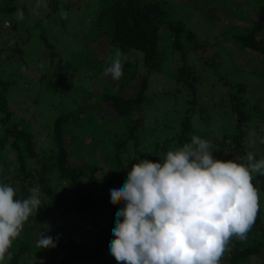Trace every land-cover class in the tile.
I'll return each mask as SVG.
<instances>
[{
  "label": "trees",
  "instance_id": "obj_1",
  "mask_svg": "<svg viewBox=\"0 0 264 264\" xmlns=\"http://www.w3.org/2000/svg\"><path fill=\"white\" fill-rule=\"evenodd\" d=\"M44 1L47 6L43 16L44 21H56L55 17L59 16L58 19L64 27L66 19L65 16L60 15L61 6L66 8L68 4L62 0ZM164 3L163 0H105L101 3L94 0V9L88 11L90 19L83 38L91 37L92 32L89 28H95L107 37L109 52L117 47L122 54L129 50L141 52L142 63L146 69L144 73H139L131 61L122 59L123 76L119 80L120 86L127 85L136 77L139 78V86L134 96L122 95V88L118 91L105 88L94 92L93 85L88 83L73 85L69 80L72 76L79 80L82 79L83 72H89L90 76L93 71L97 74L103 72L107 57L98 58L95 48L82 46L79 53L71 57L72 59L69 58L64 63L59 60L56 63L54 55L60 56V54L48 50L53 48V43L50 42V34L46 33L44 26L42 27L38 36L43 40L44 53L50 60L51 68L45 65V61L43 63L39 59L37 62L39 69L47 68L42 70L39 78L27 76L24 84L26 80L35 83L37 80L46 81V87L51 94L59 93L62 96L57 107H51L56 114L51 126L37 133L33 129L34 121L16 115L15 109L9 102L8 93L12 88L17 87V77L23 76L17 75V71L13 69L7 74L1 67L4 47L0 45V163L2 165L0 182L6 183L4 182L6 173L11 170L20 178V182L8 180L10 185L17 189L21 198H26L29 195L28 190L32 187L38 186L41 189L44 194L40 196L42 206L37 211L39 216L30 217L26 222L33 223L34 227L42 224L41 220L45 219L44 216L48 211L58 210V216L55 218L53 215L58 225L57 232L53 236L54 239L58 237L57 246L49 252L45 264L48 260L56 264H90L94 260V264H101V257L106 250L109 251V245L114 239L112 230L115 227L116 213L123 207V204L114 205L110 202L109 190L123 187L129 173L126 167L136 161V157L126 151L130 140L134 145L143 141L144 148H148L144 158L159 162L163 160L164 153L172 151L175 145L179 148L190 142L191 136L196 134V128L192 126V118L199 115L204 122H209L211 119L212 114L207 109V104H203L201 95L196 91L195 86L199 78L194 68L184 60L187 53L186 45L193 43L194 46L201 47L204 40L201 42L197 39L196 32L187 27L183 19H172ZM20 8L23 6L11 5L3 6L0 10ZM235 10L237 12H232V19L222 33L224 36H230L241 50H249L261 55L264 60V0H245L244 4L238 3ZM253 10L262 14L257 16L253 14ZM81 11L80 14L83 15V9ZM205 20L213 27H217L221 26L222 18L216 11H209V14L205 15ZM239 20L243 21V27L238 24ZM199 31L203 30L199 29ZM28 37L26 35V38ZM14 46L20 51L17 42ZM166 46L172 47L173 52L179 54L174 56L181 62L178 64L176 61L174 73L176 83L186 89L187 105L178 132H172L171 136L166 134L158 139L152 138L157 132L155 130L157 123L154 122L151 129L147 130L143 120L147 107L149 74L160 70L163 66ZM208 61L206 59V63ZM18 63L27 65L26 62ZM28 64L31 62L29 61ZM90 89L92 91L88 93ZM180 90L177 88L178 92ZM247 90L246 83L239 82L227 91L234 124L232 130L222 134L217 143L218 152L228 160H237L246 156L244 140L249 133L250 122L264 121V110L260 106V101L250 103L248 92L247 96L244 94ZM93 97L95 102L90 104L89 101ZM103 100L109 101L108 109L110 108V111L119 118L112 133L108 128H103L107 119L103 113L100 114L104 109ZM68 102L71 106L65 109ZM163 127L169 130L165 125L161 129ZM117 129H123V132ZM149 132L152 133L150 138L147 134ZM39 134L45 135L46 142L40 140L38 145L36 137H39ZM95 134L97 135L94 139L95 144L91 146L85 141V137L87 135L94 137ZM257 136L263 137L264 129L258 132ZM66 137L70 139L67 140ZM79 149L93 161L90 169H84L70 162V155ZM97 151L107 164L106 167L97 166L94 162L93 155ZM10 153L13 154L12 157H9ZM54 179L66 184L70 193H58L54 188ZM44 210L47 213L43 212ZM71 214L77 216L78 222L72 225L75 228L65 235L60 230L66 225L67 218ZM261 223L259 210L255 223L247 233V239L241 241L238 237H232L228 250L222 256L221 264H244L251 256L262 253L264 228ZM80 224H83L82 228ZM35 245L26 236L15 238L9 249L13 253L12 259L0 261V264L29 263L27 257L30 251L36 253ZM42 259L46 258L42 257L34 264H40ZM106 264H118V262L113 257Z\"/></svg>",
  "mask_w": 264,
  "mask_h": 264
},
{
  "label": "rangeland",
  "instance_id": "obj_2",
  "mask_svg": "<svg viewBox=\"0 0 264 264\" xmlns=\"http://www.w3.org/2000/svg\"><path fill=\"white\" fill-rule=\"evenodd\" d=\"M62 1L68 4L66 8L61 6L62 13H60V15L62 17L65 16L66 19L64 27L63 23L58 19L59 16L55 17L54 20L56 21H44L45 19H43V16L47 11L46 2L44 0H0V8L11 5L23 6V8H20L24 13V19L22 21H18L16 18L15 14L18 9L0 10V45L4 47L1 67L6 70L7 74L13 69L17 71V75L23 76H16L18 85L16 88H12L11 92L8 93L9 102L15 109L16 115L34 121L32 124L36 133L51 126L53 118L56 115L52 108L57 107L62 96L59 93L58 95H56V93L55 95L51 94V91H48V87H46V81L37 80V83H35L34 81L26 80V84H24V80L27 76L39 78L42 74V70L47 68L39 69L37 65L39 59H41L43 63L45 61V65L49 66L50 63V60L44 53L45 45L43 40L38 36L42 27L44 26L46 33L50 34V42L53 43V48L50 49L47 47L48 50H53L60 54V56L58 54L54 55L56 63H58L59 60H62L64 63L69 60V58L72 59L71 57L75 53H79L82 46L85 48H95L98 58L100 56L108 57L111 52H114V50L108 51V39L105 34L99 33L95 28H89L92 32L91 37L83 38L84 31L88 28L90 19L89 13L91 9L95 7L94 0ZM97 1L101 3L105 0ZM163 1L165 2L164 7L168 13H170L172 19H183L187 27H190L196 32L197 39L201 40V42L204 40L201 47H196L193 43L186 45L187 53L184 60L189 66L194 68L195 74H197V78H199L195 86L196 91H198V95H201L203 104H207V109L212 116L209 122H204L202 118L197 115L195 118H192V126L196 128V136L211 140L214 144L218 145L217 141H219L222 134L230 132L234 124L232 118L233 113L229 107L228 99L230 96L227 92L230 87H234L239 82L246 83L248 90L244 92L245 96H247L246 94L248 92L249 101L253 104L257 103V100H259L260 106L264 110V60H262L261 55L250 52L249 50H241L230 36H224V33H222L226 28L225 26L230 23L232 12L236 11L237 4H244L245 0ZM82 9L84 11V17L80 14ZM209 11H216V13H219L222 18L220 21L221 26L218 25L217 27H213L205 20V15H208ZM252 12L257 16L262 14L255 10ZM237 22L243 27L244 23L242 20ZM199 29L203 31H199ZM26 35L29 37L26 38ZM15 42L18 43L20 51L15 48ZM164 48L165 60L163 66L160 70L153 71L149 74V88L146 93L147 107L143 120L144 127L147 130L151 129V125L154 122L157 123L155 129L157 132L152 138L158 139L164 137L166 134L171 136L172 132H178L180 129V121L184 116V109H186L187 105V97L185 95L186 89L176 83L174 73L176 61L178 64L181 63L180 60L175 59L174 56H179V54L178 52L174 53L172 47L166 46ZM121 58L131 61L139 73L146 72L142 63L141 52L129 50L122 54ZM206 59L209 60L207 62L209 64L206 63ZM29 61L31 64H28ZM18 62H26L27 65ZM60 69L62 70V68ZM70 72H72V70H70ZM69 80H71L75 86L85 85L84 83L93 85L94 92L105 88H110L114 91H118L122 88L121 94L125 96H134L139 86V78L137 77L129 81L127 85L125 84L121 87L120 81H114L110 75L105 76L103 72L97 74L96 71H93L91 76L89 72H83L82 79L78 80L76 77L72 76ZM177 88L181 89L180 92L177 91ZM91 91V89L88 90V93ZM72 93L75 94V92ZM94 102L95 99L93 97L90 99L89 103L92 104ZM108 102L109 101L103 100L104 109L100 111V114L103 113L107 118L106 125L103 126V128H108L110 133H112L113 130H115L116 124H118L119 118L115 113L110 111V108L108 109ZM70 106V102L66 103L65 109H69ZM163 125L169 130H166L164 127L161 129ZM248 127L249 131L255 130L256 133H258L264 129V121L250 122ZM122 130L117 129V131ZM147 134L149 138L152 136L151 132ZM39 135V137H36L38 145L40 140V142L45 141V135ZM95 135L94 137L91 135L85 137V141L91 144V146L95 144L94 139L97 137V135ZM66 139L69 140L70 138L66 137ZM119 139L120 138H118V140ZM173 143L175 142L173 141ZM173 143H171V145H173ZM142 144L143 141L138 143V145H134L132 140H130L126 146V151H129L130 154L136 157L135 163H138L139 159H145L144 154L147 152L148 148H144V144ZM244 144L246 153H254L257 160L264 159V143H261L260 139H257L254 145L250 144L247 133ZM177 148L178 147L175 145L172 151ZM167 152L164 153L163 158ZM12 155L13 154L10 153L9 157H12ZM213 156L220 160H228L227 157L219 152H214ZM93 159H95L94 162L97 163V166H107L105 161L100 157L98 151L93 155ZM236 161L244 162V157L238 158ZM70 162L84 169H90L93 165L91 158L81 149L70 155ZM1 168L2 165L0 163V169ZM131 168L132 165L126 167L128 172H130ZM8 179L16 183L20 182V178L11 170L6 173L4 181L10 184ZM253 183L260 197L261 224L264 228V176L257 175L256 181ZM53 184L58 193H70L69 187L66 184L56 179H54ZM43 194L44 193L41 191L40 196ZM43 212L47 213L46 210ZM58 214L59 212L57 209L48 211L44 216L45 219L41 220L42 224L37 227H34L33 223L30 224L25 222L20 236L23 238H25V236L28 237L29 241L33 242L34 245L42 234L44 236L53 237L58 228L57 221H55ZM53 215L55 218H53ZM36 216H39V214ZM67 219L66 225L60 230L65 235L74 229L75 227L72 225L78 222V218L74 214L69 215ZM82 227L83 224H80V228ZM50 251H53L52 248H36V253L30 251L27 257L29 263L27 264H34L36 260H40L42 257L46 259H42V262L39 263L45 264L44 261L49 258ZM109 251L106 250L103 257H101V264H106L107 261L113 258ZM94 263L93 260L90 264ZM221 263L222 257L220 259V264ZM47 264H56V262L48 260ZM244 264H264V249L261 254L251 256Z\"/></svg>",
  "mask_w": 264,
  "mask_h": 264
},
{
  "label": "clouds",
  "instance_id": "obj_3",
  "mask_svg": "<svg viewBox=\"0 0 264 264\" xmlns=\"http://www.w3.org/2000/svg\"><path fill=\"white\" fill-rule=\"evenodd\" d=\"M15 15L24 19L20 9ZM121 57L115 48L103 68L114 81L123 76ZM248 139L264 143L255 130ZM218 151L211 140L192 135L162 161L139 159L123 187L109 190L110 202L123 204L109 245L118 264H220L232 237L247 239L260 210L253 182L264 176V159L249 152L244 162L220 160L213 156ZM28 191L21 198L17 189L0 182V261L12 259L13 240L42 206L41 189ZM57 239L42 234L36 248H55Z\"/></svg>",
  "mask_w": 264,
  "mask_h": 264
}]
</instances>
